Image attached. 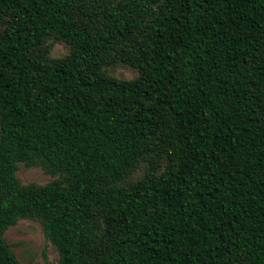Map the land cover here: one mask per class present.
Masks as SVG:
<instances>
[{
    "label": "trees",
    "instance_id": "1",
    "mask_svg": "<svg viewBox=\"0 0 264 264\" xmlns=\"http://www.w3.org/2000/svg\"><path fill=\"white\" fill-rule=\"evenodd\" d=\"M23 217L58 264H264V0H0V264Z\"/></svg>",
    "mask_w": 264,
    "mask_h": 264
},
{
    "label": "rangeland",
    "instance_id": "2",
    "mask_svg": "<svg viewBox=\"0 0 264 264\" xmlns=\"http://www.w3.org/2000/svg\"><path fill=\"white\" fill-rule=\"evenodd\" d=\"M67 50V46L63 43L52 42L49 53L53 57H60L66 54ZM105 71L119 77L130 78L133 76L129 69L119 66H108ZM15 175L20 182L36 183H44L52 177L40 167L26 166L22 162L17 163ZM2 236L20 263L33 261L39 264H58L57 250L51 241L44 236L37 220L19 218L3 231Z\"/></svg>",
    "mask_w": 264,
    "mask_h": 264
}]
</instances>
